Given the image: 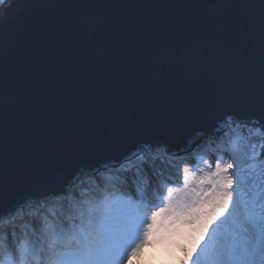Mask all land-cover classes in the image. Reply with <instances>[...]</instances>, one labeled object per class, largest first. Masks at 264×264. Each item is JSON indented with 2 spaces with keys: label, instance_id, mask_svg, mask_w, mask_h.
Listing matches in <instances>:
<instances>
[{
  "label": "snow or ice",
  "instance_id": "obj_1",
  "mask_svg": "<svg viewBox=\"0 0 264 264\" xmlns=\"http://www.w3.org/2000/svg\"><path fill=\"white\" fill-rule=\"evenodd\" d=\"M34 2L0 0V33L34 44L18 95L28 109L7 153L0 140V264H147L162 246L180 254L175 264H264V0L210 34L173 30L151 50L98 51L81 25L55 59L41 55L53 28ZM37 57L39 82L29 76ZM134 112L169 124L218 114L187 147L139 143L81 167L62 191L15 198L47 153Z\"/></svg>",
  "mask_w": 264,
  "mask_h": 264
},
{
  "label": "water",
  "instance_id": "obj_2",
  "mask_svg": "<svg viewBox=\"0 0 264 264\" xmlns=\"http://www.w3.org/2000/svg\"><path fill=\"white\" fill-rule=\"evenodd\" d=\"M249 2L255 0H35L31 8L53 28L40 41V48L45 59H55L57 50L67 47L73 32L77 38L73 43L79 41L81 25L89 36L95 33L98 51L113 45L131 49L145 43L151 50L157 46V39L163 42L173 30L188 25L196 24L202 34H210L218 21L230 24L238 12L248 11L242 9L248 7L242 4ZM253 18L258 23V16ZM258 41L257 32L250 43L254 46ZM33 47V42L20 46L9 35L0 33V140L5 153L17 119L28 109L18 95ZM36 61L35 68H29V76L39 82L36 74L42 61L39 57ZM217 114H209L206 120L169 124L145 112H134L123 122L109 123L87 136L74 137L47 153L20 181L14 196L21 201L38 200L44 194L62 191L81 167L95 166L139 143L167 144L170 150L187 147L195 134L214 122Z\"/></svg>",
  "mask_w": 264,
  "mask_h": 264
},
{
  "label": "bare ground",
  "instance_id": "obj_3",
  "mask_svg": "<svg viewBox=\"0 0 264 264\" xmlns=\"http://www.w3.org/2000/svg\"><path fill=\"white\" fill-rule=\"evenodd\" d=\"M193 147H194V145H193ZM48 194H46V195H48ZM42 197H44V196H42ZM156 198L158 200H160L161 199V195H159ZM163 206H164V204L162 206H160V207H163ZM158 251L161 252L160 256H157L156 260L148 261L147 264H156L157 261H159V264H175L176 259H178L179 256H180L179 253H176L175 256H171L170 253H169V249L166 246H162V250L158 249ZM166 253H169V254L166 255ZM154 255H155V253H154ZM134 264H135V260H134ZM141 264H144V262H141Z\"/></svg>",
  "mask_w": 264,
  "mask_h": 264
},
{
  "label": "rangeland",
  "instance_id": "obj_4",
  "mask_svg": "<svg viewBox=\"0 0 264 264\" xmlns=\"http://www.w3.org/2000/svg\"><path fill=\"white\" fill-rule=\"evenodd\" d=\"M200 155V152H196L193 154V157H194V163H196L197 165V169L200 168V167H204L205 168V171H207V168L203 165V162L201 160L198 159V156ZM212 155H219V152H216V153H213ZM207 158V157H206ZM213 167H214V161H213ZM182 183V181H181ZM172 187H177L178 185L177 184H174L172 183L171 184ZM165 193H161L160 195H164ZM153 203L155 204V206L157 207H160L163 205V200H155L153 199Z\"/></svg>",
  "mask_w": 264,
  "mask_h": 264
}]
</instances>
